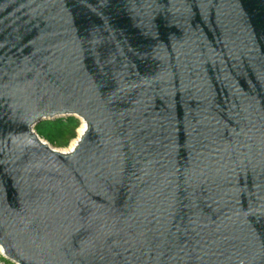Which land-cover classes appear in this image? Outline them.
<instances>
[{
	"label": "water",
	"instance_id": "1",
	"mask_svg": "<svg viewBox=\"0 0 264 264\" xmlns=\"http://www.w3.org/2000/svg\"><path fill=\"white\" fill-rule=\"evenodd\" d=\"M57 112L88 122L70 154L33 130ZM0 243L264 264V0H0Z\"/></svg>",
	"mask_w": 264,
	"mask_h": 264
},
{
	"label": "trees",
	"instance_id": "2",
	"mask_svg": "<svg viewBox=\"0 0 264 264\" xmlns=\"http://www.w3.org/2000/svg\"><path fill=\"white\" fill-rule=\"evenodd\" d=\"M73 119L74 124L69 125V120ZM42 121H46L49 124V131L44 132L41 130ZM35 124V130L38 135L46 139L53 146H66L70 139L75 138L76 129L79 127V119L75 116H67L65 118L46 119ZM75 136V137H74Z\"/></svg>",
	"mask_w": 264,
	"mask_h": 264
},
{
	"label": "bare ground",
	"instance_id": "3",
	"mask_svg": "<svg viewBox=\"0 0 264 264\" xmlns=\"http://www.w3.org/2000/svg\"><path fill=\"white\" fill-rule=\"evenodd\" d=\"M69 114L71 113L70 112H57L51 115L49 114L42 115L40 118H55L58 116H67ZM72 114L76 115L81 121L79 127L77 128V136L70 142L67 148H52L51 145L50 146L48 145L51 150L58 152V153H62V154H70L73 151H75V149L78 147L80 141L82 140L84 134L86 133L88 129V122H87V119L83 115L79 114L78 112H74ZM44 143L47 144L46 142ZM0 254L10 259V256L8 255L7 250L1 243H0ZM14 264H21V263L19 261H14Z\"/></svg>",
	"mask_w": 264,
	"mask_h": 264
},
{
	"label": "rangeland",
	"instance_id": "4",
	"mask_svg": "<svg viewBox=\"0 0 264 264\" xmlns=\"http://www.w3.org/2000/svg\"><path fill=\"white\" fill-rule=\"evenodd\" d=\"M67 116H73V115H67ZM67 116H58V117H55V118H53V119H56V118H65V117H67ZM76 118H78V117H76ZM52 119V120H53ZM79 119V118H78ZM79 122L81 123V121L79 120ZM74 124V120L73 119H70L69 120V125H73ZM33 128H34V130H35V125L33 126ZM49 124L48 123H46V121H42V123H41V130L42 131H44V132H48L49 131ZM36 131V130H35ZM76 134H77V131H76ZM75 136H77V135H75ZM74 136V137H75ZM74 139V138H73ZM72 138L70 139V141H69V143L66 145V146H59V147H57V146H53V145H51L50 143V145H51V147L52 148H67L68 146H69V144H70V142L73 140ZM49 145V146H50ZM0 260L3 262V264H14V262H12L10 259H8V258H4L3 256H1L0 255Z\"/></svg>",
	"mask_w": 264,
	"mask_h": 264
},
{
	"label": "built area",
	"instance_id": "5",
	"mask_svg": "<svg viewBox=\"0 0 264 264\" xmlns=\"http://www.w3.org/2000/svg\"><path fill=\"white\" fill-rule=\"evenodd\" d=\"M33 130H34V128H33ZM35 131V130H34ZM41 139H42V141H44V142H46V143H48L49 144V142L46 140V139H44V138H42V137H40ZM1 255V254H0ZM1 256H3V255H1ZM4 258H6L5 256H3ZM0 264H3V262L0 260Z\"/></svg>",
	"mask_w": 264,
	"mask_h": 264
}]
</instances>
